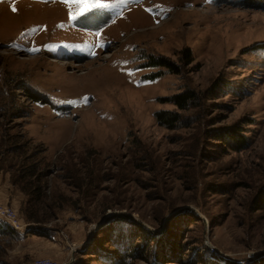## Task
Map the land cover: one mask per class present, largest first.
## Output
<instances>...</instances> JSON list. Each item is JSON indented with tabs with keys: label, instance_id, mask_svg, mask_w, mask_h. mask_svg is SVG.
<instances>
[{
	"label": "rangeland",
	"instance_id": "374dc122",
	"mask_svg": "<svg viewBox=\"0 0 264 264\" xmlns=\"http://www.w3.org/2000/svg\"><path fill=\"white\" fill-rule=\"evenodd\" d=\"M100 3H0V264H264V0ZM185 89L210 99L177 111ZM230 126L241 148L206 134Z\"/></svg>",
	"mask_w": 264,
	"mask_h": 264
},
{
	"label": "trees",
	"instance_id": "16d2710c",
	"mask_svg": "<svg viewBox=\"0 0 264 264\" xmlns=\"http://www.w3.org/2000/svg\"><path fill=\"white\" fill-rule=\"evenodd\" d=\"M151 58H149V60ZM189 61H190V58L187 59V62ZM150 63L152 64L153 67L165 68L170 73L177 74V68L163 58H157L154 63L153 62H150ZM208 94L210 93L209 92L206 93V91L196 92L191 89H185L182 92L168 98L167 102L172 104L176 108L177 111H188L191 109H198L200 106H202L203 101L210 99V96ZM154 118H155L157 125L165 128L166 130H176L178 128H183L182 127L183 118L178 113L160 111L154 114ZM239 128H240L239 126L238 127L230 126L224 129H219V130H214V131L210 130L206 134L208 135V138H210L211 140L219 141L229 146H230L229 142H232V141L234 142V140H236V142H234L236 144L235 147L241 148L243 146L244 137L240 134L241 131L239 130ZM6 136L8 135H5V133L3 134L0 133V151H2V148H4V146L7 145L8 143L4 139L6 138ZM11 141L13 145H10L8 151L20 154V151H22L23 149L20 146L15 145L16 139L14 136L11 137ZM17 173L19 174V176H23L22 179H20V189L19 190L23 194H26V195H27V192L31 191L32 193L30 192V194H36L37 195L36 198H39V195H40L39 193H41V190L43 187H41L39 183L40 175L36 171V166L30 165L27 167V169H23V170L18 169ZM14 185H16V183H14ZM262 202H264V198L261 199L260 203ZM8 230H9L8 226H5L0 223V236L8 235L9 233ZM131 252L132 253H130L127 258L129 260H132V263L130 264H134L133 261L136 260V258L134 257V248H131ZM143 252H145V249L143 250ZM152 258L153 259L155 258L154 260L158 264H169V263L170 264H184L182 262L179 251L178 253H176L171 250L164 256H160L155 251H153ZM123 264H126V263H123ZM254 264H258V263H254Z\"/></svg>",
	"mask_w": 264,
	"mask_h": 264
},
{
	"label": "snow or ice",
	"instance_id": "6c2138e0",
	"mask_svg": "<svg viewBox=\"0 0 264 264\" xmlns=\"http://www.w3.org/2000/svg\"><path fill=\"white\" fill-rule=\"evenodd\" d=\"M4 2V0H0V3ZM60 3L65 4L69 7V19L74 20L78 16H82L87 12H90L92 9L97 8H108L110 5L100 3V0H59ZM120 3L126 2V0H119ZM72 6L78 7V11L73 14ZM12 11L15 12L16 9L13 7ZM35 51V49H33Z\"/></svg>",
	"mask_w": 264,
	"mask_h": 264
},
{
	"label": "built area",
	"instance_id": "2783aa9c",
	"mask_svg": "<svg viewBox=\"0 0 264 264\" xmlns=\"http://www.w3.org/2000/svg\"><path fill=\"white\" fill-rule=\"evenodd\" d=\"M2 216H4V218H7V219H9V218H11V216L9 215V213H7L6 215H4V214H2V213H0ZM37 264H57V263H54L53 261H50V260H38L37 262H36Z\"/></svg>",
	"mask_w": 264,
	"mask_h": 264
},
{
	"label": "bare ground",
	"instance_id": "6f19581e",
	"mask_svg": "<svg viewBox=\"0 0 264 264\" xmlns=\"http://www.w3.org/2000/svg\"><path fill=\"white\" fill-rule=\"evenodd\" d=\"M80 68V67H79ZM79 98V97H78ZM121 111V110H120Z\"/></svg>",
	"mask_w": 264,
	"mask_h": 264
}]
</instances>
